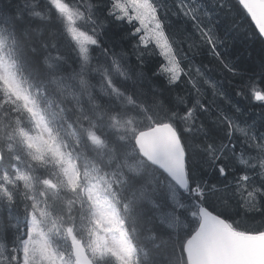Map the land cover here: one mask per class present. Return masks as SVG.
Instances as JSON below:
<instances>
[{
	"label": "snow or ice",
	"instance_id": "1",
	"mask_svg": "<svg viewBox=\"0 0 264 264\" xmlns=\"http://www.w3.org/2000/svg\"><path fill=\"white\" fill-rule=\"evenodd\" d=\"M0 264H264V0H0Z\"/></svg>",
	"mask_w": 264,
	"mask_h": 264
},
{
	"label": "trees",
	"instance_id": "2",
	"mask_svg": "<svg viewBox=\"0 0 264 264\" xmlns=\"http://www.w3.org/2000/svg\"><path fill=\"white\" fill-rule=\"evenodd\" d=\"M4 3H7L8 0H3ZM237 52L240 53L241 55H246L247 51L246 50H252L253 51V56L258 55L259 53V44L253 45L252 49L248 48V44L244 41L243 37L240 38L238 44H237Z\"/></svg>",
	"mask_w": 264,
	"mask_h": 264
}]
</instances>
